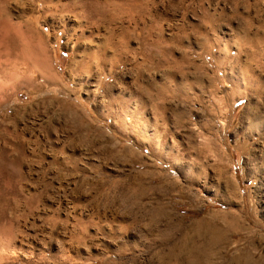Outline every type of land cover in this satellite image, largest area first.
Masks as SVG:
<instances>
[{"label": "rangeland", "instance_id": "obj_1", "mask_svg": "<svg viewBox=\"0 0 264 264\" xmlns=\"http://www.w3.org/2000/svg\"><path fill=\"white\" fill-rule=\"evenodd\" d=\"M0 14L57 80L17 48L0 56L20 70H0V264L264 263V0H0ZM208 207L226 225L215 256L187 236Z\"/></svg>", "mask_w": 264, "mask_h": 264}, {"label": "bare ground", "instance_id": "obj_2", "mask_svg": "<svg viewBox=\"0 0 264 264\" xmlns=\"http://www.w3.org/2000/svg\"><path fill=\"white\" fill-rule=\"evenodd\" d=\"M45 2V1H44ZM99 11V13L101 14H103V9L101 8H99L98 9ZM78 13V12H77ZM0 17H1V14H0ZM0 26H1V30H2V28L4 27L5 28V31L3 32H1V33H3L1 36H0V43L1 44H3L5 47V49L4 50H2V51H0V56L1 55H3V54H7V55H5V58L7 59L8 58V55L11 53L9 50H12L13 48H17V53L15 54V55H17V56H15V57H17V59H19V65H20V67H22L21 65L22 64H24L23 62H25V60H26V62H27V60H31L32 61V63H33V66L32 65H28V68H29V66L30 67H32V68H35L34 70L36 71V69H37V71L38 70H40L41 71V73L43 74V77L45 78V79H47L48 80V82H49V80L50 81H54V82H57V80H56V74L55 75H53L52 74V72L49 70V68L51 69L52 67L50 66H48L47 64L50 62L49 61V58H48V63H47V58H45V56H44V58H43V56H41L42 58H37V56H35V52H37L36 50L37 49H39L38 48V45H37V47H35V45H34V47H32V46H29V48H25V42H27L26 40L27 39H25V37H24V35L22 34V33H20L21 31H19L18 29H15V27H14V25H13V23H10V21H9V19H0ZM3 26V27H2ZM15 29L14 30V32H10L12 29ZM0 30V31H1ZM4 30V29H3ZM30 31V30H29ZM78 35V34H77ZM35 37V36H34ZM28 38L30 39V37L28 36ZM36 40V39H35ZM39 40H37V43L39 44V42H38ZM36 42V41H35ZM28 43V42H27ZM110 45V44H109ZM41 45H39V47H40ZM42 46H44V44L42 45ZM104 46V45H103ZM106 46V45H105ZM41 48V47H40ZM7 49H8V51H7ZM105 49V48H104ZM260 49V48H259ZM35 50V51H34ZM263 50H264V48H263ZM5 51V52H4ZM43 52V48H41V49H39V52ZM256 51V50H255ZM260 51V50H259ZM15 52V51H14ZM104 52V51H103ZM44 53V52H43ZM241 53V52H240ZM239 53V54H240ZM45 54V53H44ZM96 54V53H95ZM238 54V55H239ZM31 55V56H30ZM33 55V56H32ZM36 55H38V54H36ZM48 55V54H47ZM241 55V54H240ZM262 55V54H261ZM263 55H264V53H263ZM7 56V57H6ZM95 56V55H94ZM10 57V56H9ZM40 57V56H39ZM49 57V56H48ZM252 57V56H251ZM11 58V57H10ZM110 58V57H109ZM261 58H262V56H261ZM264 58V57H263ZM11 59H13V58H11ZM10 59V60H11ZM8 60V59H7ZM239 60V59H238ZM9 61V60H8ZM14 61H16V59H14ZM18 61V60H17ZM10 62V61H9ZM12 63V62H11ZM15 64V63H14ZM26 64V63H25ZM80 64V63H79ZM112 64V63H111ZM17 65V64H16ZM18 65V66H19ZM46 65L49 67V68H46ZM86 65V64H85ZM88 65V64H87ZM1 66V65H0ZM5 66V65H4ZM3 66V67H4ZM12 66H14L13 64H12ZM24 66V65H23ZM6 68V67H5ZM13 68V67H12ZM12 68H10V69H12ZM14 68H16V69H18L17 68V66H15ZM24 68H26L25 66H24ZM27 68V69H28ZM32 68H31V70H32ZM80 68H81V66H80ZM83 68V67H82ZM20 69V68H19ZM27 69H26V71H27ZM30 69V68H29ZM251 69V68H250ZM255 69V68H254ZM0 70H2L1 72H2V74H3V77H5V78H7V77H9V79L11 80L12 79V74H14V73H12V72H17V71H12L11 72V70H10V73H8V71H3V69H1L0 68ZM5 70H7V69H5ZM9 70V69H8ZM24 71H25V69H23ZM252 70V69H251ZM22 71V70H21ZM53 71V70H52ZM80 71H82V70H80ZM84 71V70H83ZM91 71V70H90ZM89 71V72H90ZM110 71H112V70H110ZM244 71V70H243ZM34 72V71H33ZM88 72V71H87ZM18 73H20V70H18V72H17V74ZM28 73V72H27ZM26 73V74H27ZM35 73V72H34ZM38 73V72H37ZM53 73H54V71H53ZM1 74V73H0ZM24 74H25V72H24ZM15 75V74H14ZM21 75V74H20ZM32 75V74H31ZM22 76H24V75H21V77ZM57 76H58V74H57ZM25 77V76H24ZM0 78H2V77H0ZM14 78V77H13ZM28 78V77H27ZM31 78V77H30ZM42 78V77H41ZM8 79V80H9ZM43 79V78H42ZM60 79V78H59ZM7 80V81H8ZM28 80V79H27ZM44 80V79H43ZM74 80V79H73ZM85 81V80H84ZM99 81V80H98ZM47 82V81H46ZM47 82V84H49ZM80 82V81H79ZM85 82H87V81H85ZM248 82V81H247ZM5 83V82H4ZM13 83H15V85H18L19 83H20V77L19 76H16L15 77V82H13ZM27 83V82H26ZM53 83V82H52ZM60 83V82H59ZM249 83V82H248ZM251 83H253V82H251ZM1 84V83H0ZM7 84V83H6ZM5 84V86H4V84H1V88H2V90L5 88L6 89V87L8 86V85H6ZM21 84H23V83H21ZM20 84V85H21ZM43 84V83H42ZM61 84V83H60ZM54 85V84H53ZM65 85V84H64ZM71 85V84H70ZM74 85V84H73ZM80 85V84H79ZM25 86V85H24ZM41 86H43V85H41ZM254 87H255V85H253ZM253 86L251 85V87L253 88ZM18 87V86H17ZM26 87V86H25ZM55 87V86H54ZM61 87H62V85H60V89H61ZM67 87V86H66ZM72 87V86H71ZM81 87V86H80ZM248 87V86H247ZM0 88V89H1ZM8 88V87H7ZM27 88V87H26ZM39 88V87H38ZM44 88H45V86H44ZM63 88H64V86H63ZM62 88V89H63ZM262 88V87H261ZM10 89V88H9ZM31 89V88H30ZM56 89V88H55ZM67 89V88H66ZM66 89H64V90H62V94H67V93H69L70 91H71V89H70V91H68V90H66ZM69 89V88H68ZM77 89V88H76ZM37 90V89H36ZM59 89H57L56 91H58ZM4 91H6V90H4ZM73 91V90H72ZM257 91V90H256ZM35 92V91H34ZM59 92V91H58ZM57 92V93H58ZM60 94V93H59ZM58 94V95H59ZM57 95V94H56ZM52 96V95H51ZM50 96V97H51ZM54 96V95H53ZM52 96V97H53ZM41 99V98H40ZM51 99H53V98H50L49 100H51ZM56 99V98H55ZM54 99V100H55ZM42 100H43V98H42ZM46 101V100H45ZM56 101H58V102H60V103H63L62 105H63V109H61V110H63V111H66L65 109H68L69 108V105H67L66 104V101H65V98L64 97H60V98H57V100ZM49 102V101H48ZM51 103V102H50ZM53 103V102H52ZM51 103V104H52ZM51 104H47V105H51ZM74 109V108H73ZM70 110V109H69ZM72 110V109H71ZM52 111H54V110H52ZM68 111V110H67ZM56 112V111H55ZM66 113V112H65ZM71 112H69V114H70ZM73 113H75V111H73ZM72 113V114H73ZM67 114V113H66ZM76 114V113H75ZM51 116V115H50ZM77 117L78 116H73V117H71V119L70 120H72V122L74 123V124H76V123H78L80 120V118H78L77 119ZM67 122V121H66ZM81 122V121H80ZM71 123V122H70ZM73 124V125H74ZM76 125H78V124H76ZM72 135V134H71ZM2 200V199H1ZM18 200V199H17ZM6 202V201H5ZM1 205V204H0ZM1 207V206H0ZM4 208V207H3ZM5 214V213H4ZM9 221V220H8ZM4 222V221H3ZM10 224V223H9ZM200 225V224H199ZM7 231V230H6ZM12 239V238H11ZM215 240H214V242L212 243L211 242V247H213V245H214V243L216 244V241H219L220 240V237L219 236H217L216 238H214ZM6 240H10V239H7L6 238ZM5 241V240H4ZM4 241H3V243H4ZM2 242V241H1ZM9 243H11V241L9 242ZM8 243V244H9ZM11 245V244H10ZM9 245V246H10ZM3 246V245H2ZM2 250V249H1ZM0 250V253H2L3 251H1ZM8 250V249H7ZM11 250V249H10ZM7 252V251H6ZM6 252H4L3 254H5ZM10 252V251H9ZM13 252H15V251H13ZM2 254V255H3ZM5 255H7V253L5 254ZM241 263V262H240Z\"/></svg>", "mask_w": 264, "mask_h": 264}, {"label": "crops", "instance_id": "obj_3", "mask_svg": "<svg viewBox=\"0 0 264 264\" xmlns=\"http://www.w3.org/2000/svg\"><path fill=\"white\" fill-rule=\"evenodd\" d=\"M247 111H244V113ZM249 112V111H248ZM208 216H203V217H199L198 219L193 220V223L195 221H198L199 224L203 225V230L198 228V230H196L197 228H192V233H188L187 236H192L194 239V242H192L191 245H199L201 247H206V252L204 253L205 255H211V256H215L217 254V250L216 248L220 247L222 245V243L217 244L216 247H214L213 249H209L210 247V242L209 240L212 239L214 234H217L219 232H221L223 229L225 230L224 227H226L225 223L223 225L221 218L217 216L218 211L214 208V207H208ZM238 229V228H237ZM236 230V229H235ZM197 231V232H196ZM232 231L228 232V234H230ZM186 236L183 238V242L185 240ZM183 244V243H182ZM182 255L185 256L187 253L185 251V246L182 245ZM213 250V251H212ZM234 257V256H233ZM230 264H232V259L230 258ZM212 261H213V257H212ZM255 262L257 264H264L262 263V258H259L258 260H255Z\"/></svg>", "mask_w": 264, "mask_h": 264}]
</instances>
